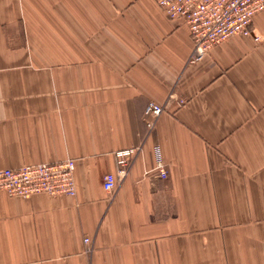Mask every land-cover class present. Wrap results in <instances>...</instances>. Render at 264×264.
Masks as SVG:
<instances>
[{
    "label": "crops",
    "instance_id": "crops-1",
    "mask_svg": "<svg viewBox=\"0 0 264 264\" xmlns=\"http://www.w3.org/2000/svg\"><path fill=\"white\" fill-rule=\"evenodd\" d=\"M251 30L189 61L156 0H0V169L71 159L75 183L0 191V264H264V10Z\"/></svg>",
    "mask_w": 264,
    "mask_h": 264
},
{
    "label": "built area",
    "instance_id": "built-area-1",
    "mask_svg": "<svg viewBox=\"0 0 264 264\" xmlns=\"http://www.w3.org/2000/svg\"><path fill=\"white\" fill-rule=\"evenodd\" d=\"M158 7L169 19L183 21L189 30L192 50L189 61L203 58L209 49L234 35H251L254 41L261 38L251 30L254 16L264 10V0H156ZM162 105L149 102L144 110L146 126L155 136V120L163 112ZM135 149L116 153L119 170L116 175L103 177V188L111 191L129 168L127 159ZM158 177L166 180V168L155 147ZM74 161L22 166L17 169H0V191L12 196L29 197L44 193L50 196L75 194ZM87 241V239H85Z\"/></svg>",
    "mask_w": 264,
    "mask_h": 264
}]
</instances>
